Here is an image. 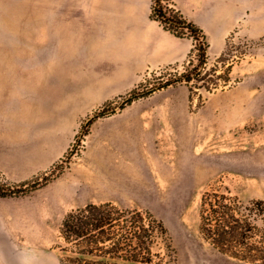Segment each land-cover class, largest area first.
Returning a JSON list of instances; mask_svg holds the SVG:
<instances>
[{"label": "rangeland", "instance_id": "1", "mask_svg": "<svg viewBox=\"0 0 264 264\" xmlns=\"http://www.w3.org/2000/svg\"><path fill=\"white\" fill-rule=\"evenodd\" d=\"M56 4L59 0H0V100H27L18 113L14 106L12 128L0 137V163L16 167L19 161L32 169L24 181L0 170V185L37 184L9 195L14 241L23 252L62 256L58 244L65 214L91 200L109 199L149 211L168 230L169 241L156 237L153 262L133 264H253L222 253L203 238L200 205L203 194L213 189L246 204L264 200V110L211 136L198 161L172 160L171 178L132 177L133 183H123L127 166L139 172L132 151L125 150V130L132 132L125 125L130 112L145 107L149 100L144 96L164 89L168 79L191 73L198 60L123 81L102 42L84 45L70 39V25L51 11ZM260 48L264 37L251 40L236 34L219 63L212 60L207 74H194L188 84L191 101L198 97L201 106L214 93L237 86L242 77L230 76L234 66L253 62L264 68V57L252 58ZM180 84L185 82L173 85ZM148 90L153 92L126 102L134 92ZM151 167L157 172L156 164ZM62 176L80 180L81 187L72 198L54 201L52 184ZM195 177L200 184L191 183ZM256 222L264 228V215Z\"/></svg>", "mask_w": 264, "mask_h": 264}, {"label": "crops", "instance_id": "2", "mask_svg": "<svg viewBox=\"0 0 264 264\" xmlns=\"http://www.w3.org/2000/svg\"><path fill=\"white\" fill-rule=\"evenodd\" d=\"M59 3L51 11L62 19V24L70 25V39L84 45L102 42L109 49L110 61L124 74L119 78L123 81L134 82L147 70L184 62L192 51L193 38L178 36L151 17L153 0H59ZM174 4L204 30L210 60L224 54L233 32L251 40L264 37V0H174ZM252 55L253 59L262 58L264 49ZM252 63L232 67L230 76L242 77L241 82L232 89L214 93L196 110L190 108V89L186 84H171L144 96L149 100L147 105L132 108L130 111H135L130 112V122L125 124L132 127L131 134L125 130L129 137L125 150L132 151L139 172H132L129 169L134 168L127 166L123 183H133L132 177L171 178L172 160L198 161L211 136L263 113L264 68ZM26 102L0 100V137L12 128L14 106L18 113ZM152 164H156L157 172L152 170ZM0 170L16 181H24L32 169L18 161L16 167L0 163ZM191 183L197 185L200 181L195 177ZM80 187L76 178L59 177L52 184L53 200L70 199ZM105 200L109 199L102 201ZM12 204L9 195L0 196V264H64L57 254L46 257L44 251H22L12 235ZM51 251L50 254L55 253Z\"/></svg>", "mask_w": 264, "mask_h": 264}, {"label": "trees", "instance_id": "3", "mask_svg": "<svg viewBox=\"0 0 264 264\" xmlns=\"http://www.w3.org/2000/svg\"><path fill=\"white\" fill-rule=\"evenodd\" d=\"M151 17L178 36L200 40L199 64L205 62L206 34L180 9L166 6L163 0H153ZM191 78V73H185L168 80L165 85ZM151 92L153 90L143 94L134 92L126 102L131 103L138 95ZM31 186L37 184L0 185V196L18 194ZM259 215H264L263 199L246 204L237 196L213 189L202 196L200 231L203 238L222 253L253 264H264V228L256 222ZM60 236L62 242L58 247L63 253L64 264L151 263L156 237L162 236L169 241L162 220L149 211L121 206L112 200L91 201L68 211L61 222ZM170 246L169 242L167 247Z\"/></svg>", "mask_w": 264, "mask_h": 264}, {"label": "built area", "instance_id": "4", "mask_svg": "<svg viewBox=\"0 0 264 264\" xmlns=\"http://www.w3.org/2000/svg\"><path fill=\"white\" fill-rule=\"evenodd\" d=\"M163 3L166 5V6H169V7H173V8H177L176 6H175V4H174V2H173V0H163ZM237 33L236 32H233L230 36H229V41H228V45L231 43V41L232 40H234L235 39V35H236ZM193 48H192V51L190 52V54H189V56H188V58L186 59L187 60V62L188 63H190V62H192V61H196V60H198V65L197 66H195V68L192 70V72H191V79L190 80H186V79H183V80H181V81H173L172 83H170V84H168V85H171V84H174V83H176V82H185V84H189L190 82H191V80H193L195 77H194V74H197V75H203V74H207L208 73V71L211 69L210 68V64H212V60H210L209 58H208V55H207V57H206V60H205V62L202 64V65H200L199 64V49H198V47H199V42H200V40H198V39H194L193 38ZM227 48H228V46H227ZM227 48H226V50H227ZM226 50H225V52H224V54L222 55V56H224L225 54H226ZM222 56H220V57H218L217 59H215V62H214V65H215V63H219L220 61H219V59L222 57ZM185 60V61H186ZM147 71H156V70H147ZM195 71V72H194ZM188 73H190V72H188ZM175 79H177V78H175ZM175 79H168V80H175ZM231 79V78H230ZM229 79V80H230ZM167 80V81H168ZM166 81V82H167ZM168 85H163L162 87H165V86H168ZM209 91H214L215 90V86H208V88H207ZM198 100H199V98L198 97H194L193 99H192V101H191V107L194 109V110H196V109H198V107H199V104H198Z\"/></svg>", "mask_w": 264, "mask_h": 264}]
</instances>
